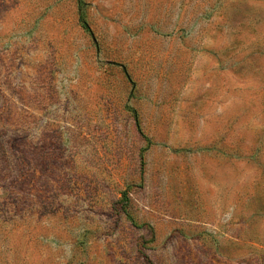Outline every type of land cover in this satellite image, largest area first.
Masks as SVG:
<instances>
[{
  "label": "rangeland",
  "instance_id": "rangeland-1",
  "mask_svg": "<svg viewBox=\"0 0 264 264\" xmlns=\"http://www.w3.org/2000/svg\"><path fill=\"white\" fill-rule=\"evenodd\" d=\"M0 264H264V0H0Z\"/></svg>",
  "mask_w": 264,
  "mask_h": 264
}]
</instances>
